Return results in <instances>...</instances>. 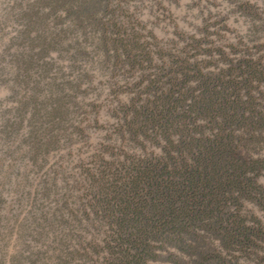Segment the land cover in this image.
Masks as SVG:
<instances>
[{
  "label": "trees",
  "instance_id": "1",
  "mask_svg": "<svg viewBox=\"0 0 264 264\" xmlns=\"http://www.w3.org/2000/svg\"><path fill=\"white\" fill-rule=\"evenodd\" d=\"M123 11L110 0L69 9L99 28L104 60L124 69L130 93L109 110L113 123L96 119L104 138L64 198L62 220L90 236L69 254L90 264H264L263 58L223 44L208 22L199 34L141 41Z\"/></svg>",
  "mask_w": 264,
  "mask_h": 264
},
{
  "label": "rangeland",
  "instance_id": "2",
  "mask_svg": "<svg viewBox=\"0 0 264 264\" xmlns=\"http://www.w3.org/2000/svg\"><path fill=\"white\" fill-rule=\"evenodd\" d=\"M82 2L0 0V264H90L69 254L90 236L65 224L63 201L104 138L98 124L113 123L109 110L130 93L124 69L104 60L99 28L69 14ZM110 2L141 41L199 34L208 22L220 42L264 61V0Z\"/></svg>",
  "mask_w": 264,
  "mask_h": 264
}]
</instances>
